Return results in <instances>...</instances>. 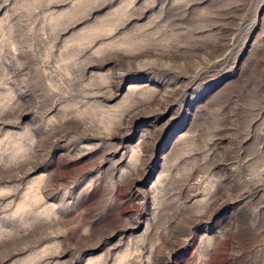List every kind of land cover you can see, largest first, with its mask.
Wrapping results in <instances>:
<instances>
[{"label": "rangeland", "instance_id": "rangeland-1", "mask_svg": "<svg viewBox=\"0 0 264 264\" xmlns=\"http://www.w3.org/2000/svg\"><path fill=\"white\" fill-rule=\"evenodd\" d=\"M0 264H264V0H0Z\"/></svg>", "mask_w": 264, "mask_h": 264}]
</instances>
